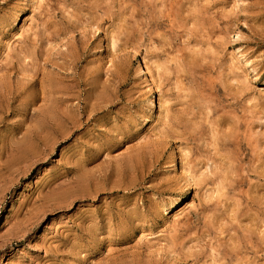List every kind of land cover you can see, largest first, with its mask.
I'll use <instances>...</instances> for the list:
<instances>
[{
    "label": "rangeland",
    "instance_id": "obj_1",
    "mask_svg": "<svg viewBox=\"0 0 264 264\" xmlns=\"http://www.w3.org/2000/svg\"><path fill=\"white\" fill-rule=\"evenodd\" d=\"M0 264H264V0H0Z\"/></svg>",
    "mask_w": 264,
    "mask_h": 264
},
{
    "label": "bare ground",
    "instance_id": "obj_2",
    "mask_svg": "<svg viewBox=\"0 0 264 264\" xmlns=\"http://www.w3.org/2000/svg\"><path fill=\"white\" fill-rule=\"evenodd\" d=\"M242 60H244V59H242ZM245 60H246V59H245ZM244 62H245V61H244ZM145 68H146V67H145ZM148 71H149V70H148ZM148 71H147V72H148ZM147 72H146V73H147ZM147 74L149 75V73H147ZM152 104H153V103H152L151 100H150V101H149L150 109H152ZM184 203H185V202H184V198H183V199L181 200L180 204L183 205ZM173 206H174V205H172V207H173ZM176 206H177V205H176ZM217 260H218V259H217Z\"/></svg>",
    "mask_w": 264,
    "mask_h": 264
}]
</instances>
